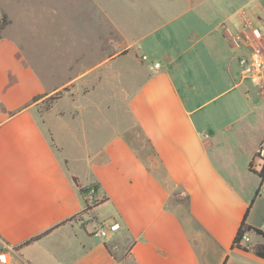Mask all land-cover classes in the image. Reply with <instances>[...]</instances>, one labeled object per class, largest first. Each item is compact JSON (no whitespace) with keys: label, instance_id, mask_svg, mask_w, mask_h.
<instances>
[{"label":"crops","instance_id":"0c3cea01","mask_svg":"<svg viewBox=\"0 0 264 264\" xmlns=\"http://www.w3.org/2000/svg\"><path fill=\"white\" fill-rule=\"evenodd\" d=\"M152 11L107 31L98 12L95 45L71 58H90L87 69L53 89L23 66L18 41L0 39V251L11 264H264L252 245L232 247L242 222L264 231L263 183L249 169L264 81L238 62L264 51V0ZM103 220L120 225L106 240L92 233Z\"/></svg>","mask_w":264,"mask_h":264},{"label":"rangeland","instance_id":"374dc122","mask_svg":"<svg viewBox=\"0 0 264 264\" xmlns=\"http://www.w3.org/2000/svg\"><path fill=\"white\" fill-rule=\"evenodd\" d=\"M159 1L0 0V39L18 41L25 60L23 66L29 69L45 88L53 89L69 79L78 78L87 69L90 58L86 57L82 64L81 61L71 64V58L80 53H87L95 45L98 34L103 30L101 21H98V12L105 13L106 31L111 18H117V24L126 30H132L133 25L129 22L130 12L137 11L142 16H152V10L159 5ZM2 15H5V25L1 23ZM34 30H37V33H34ZM260 33L264 38V29L260 30ZM108 39L106 35V42ZM52 44L56 47L50 48L49 45ZM110 46L115 48L113 44ZM261 56L264 59V51ZM246 83L251 84V80L247 79ZM66 91L70 89H60L49 95L42 100L41 107L45 109L53 98L59 99ZM262 110L264 113V105ZM249 234L251 244L248 243L247 246L252 245V251L259 245L258 237L253 233Z\"/></svg>","mask_w":264,"mask_h":264},{"label":"built area","instance_id":"2783aa9c","mask_svg":"<svg viewBox=\"0 0 264 264\" xmlns=\"http://www.w3.org/2000/svg\"><path fill=\"white\" fill-rule=\"evenodd\" d=\"M255 38H259V33L257 31L253 32ZM143 61L146 60V57H141ZM239 65L241 67V73L244 77H248L252 79V81L256 84L264 81V59L261 56V52L259 50H252V52L248 56H242L238 60ZM159 68V64H153L152 69L157 70ZM264 164V138L259 143L255 161L252 164V170L258 172L261 166ZM263 185L261 186V193L264 194V181H262ZM95 188L89 187L84 192V198L86 200V205L91 206L95 204L94 200ZM85 223L84 220H79L80 226H83ZM120 229V225L115 221H96L93 234L101 239H108L110 236L118 232ZM248 234L245 233L242 236L239 244L241 246L247 247V245H243V243H248ZM0 264H11L8 255L5 251H0Z\"/></svg>","mask_w":264,"mask_h":264},{"label":"trees","instance_id":"16d2710c","mask_svg":"<svg viewBox=\"0 0 264 264\" xmlns=\"http://www.w3.org/2000/svg\"><path fill=\"white\" fill-rule=\"evenodd\" d=\"M1 20H2V22H1L2 25H5V22H6L5 15H2ZM37 99H38V96L34 97L33 98V101L35 102ZM56 99L57 98H53L51 100V102L46 106L45 109H48ZM252 164H253V161H251L249 163V169H250V171L253 172V173H255L257 175V177L259 178L260 181H264V164L261 166V168H260V170L258 172H255L254 170H252ZM85 208H88V206L86 205V202H85ZM245 233H253L254 235L259 236V237H261V238L264 239V231H262V230H260L258 228H254L252 226L246 225L244 222H242L241 225L238 228V231H237L236 236L234 238L232 247L237 248L239 250H242L244 252L249 251V248L244 247V246H241L239 244L240 240L242 239V236ZM41 236L42 235L36 236L34 238H31L30 240L24 242L22 244V246L23 245H27V244H29L31 242H34V241L38 240ZM252 251H253V253H254V255L256 257L264 260V245H258L255 248H253Z\"/></svg>","mask_w":264,"mask_h":264}]
</instances>
